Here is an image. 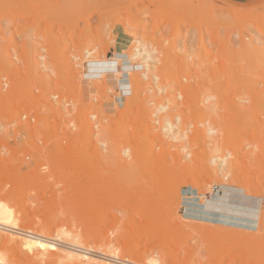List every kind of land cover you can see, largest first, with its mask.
I'll return each mask as SVG.
<instances>
[{"label": "rangeland", "instance_id": "obj_1", "mask_svg": "<svg viewBox=\"0 0 264 264\" xmlns=\"http://www.w3.org/2000/svg\"><path fill=\"white\" fill-rule=\"evenodd\" d=\"M120 53L127 97L84 76ZM187 190L264 210V0H0L7 227L93 264H264V222L185 225ZM61 260L0 242V264Z\"/></svg>", "mask_w": 264, "mask_h": 264}, {"label": "bare ground", "instance_id": "obj_2", "mask_svg": "<svg viewBox=\"0 0 264 264\" xmlns=\"http://www.w3.org/2000/svg\"><path fill=\"white\" fill-rule=\"evenodd\" d=\"M237 19L240 20V18H237ZM251 20H253V19H251ZM247 21H250V20H247ZM257 22H258V20H257ZM139 52H141V51H139ZM91 54L92 53L90 51L87 52V57L89 58V56ZM141 54H142V52H141ZM87 64H88V70L84 73V76L86 77V79H89L91 81L92 80L97 81V80L104 79L108 72H111L115 75H119V78L117 81V83H118L117 85L119 87L118 91H120V93L126 97L128 95H131V93H132V91H131L132 83H131V79H130V74L132 72L138 70L139 68H141V65L130 63L128 56L126 54H121V53L118 54V58H115V59H111V60H109V59L108 60H89V62ZM231 120H233V119H231ZM181 201H184V203L186 204V211H187L186 218L184 219L185 223H183V224L189 225L193 219H199L202 221V224L200 226H203L204 229H202L201 227H199V228H201L204 231H205V228L209 229L210 226L208 223H223V224H227V225H230L233 227L250 230V229L257 228L260 222L261 223L264 222V210L262 212L260 208L259 209H252V210H250L251 209L250 208L249 212H246V210H245V212L248 213V216L243 215L241 210H238V212H236L234 214L233 208L224 202H219V204L216 205L213 203V201L211 199H206L204 201L198 200V195L196 194L195 190H187V191L183 192L182 197L179 198V203H181ZM252 202L256 203V201H252ZM254 208H256V207H254ZM213 210L214 211L217 210L218 213H216L214 215L211 212ZM233 214H234V216H232ZM260 216H262V217H260ZM8 220L11 222V220L9 218L0 217V242L11 241V242H15V243L19 242L20 244H23V245H38L39 250L42 253H44V254L50 253L51 255H56L62 260L67 259V260H69V264H70V262H74V263L77 262V264H79L83 261L82 260L83 258L85 260L87 259L88 264H93V261L89 260L90 257L87 256V254H89L88 252L90 251L89 249H91V248H88L86 246L81 247L80 245L74 244L76 246H79L80 248L86 249L87 251L89 250L88 252H85V254H84L83 253L84 251H82V249H80L79 247L77 248L75 246H67V245L56 246L55 244H54L55 246H53V245L50 246L46 242L39 240L38 233H35V234H37L38 237L36 235L35 236L31 235V233H32L31 231H34V230L30 231V229H28V230L22 229V232L23 231L26 232V233H24V232L22 233L19 230L21 228H18V231H20V232L15 230V229H17L16 227L14 229L10 228L11 226L7 225V224H9ZM7 221H8V223L6 224ZM244 221H246V224L244 223ZM7 226H10V227H7ZM2 230H4L5 232L4 231L2 232ZM198 231H200V230H198ZM28 232H31V233L28 234ZM64 232H67V230ZM205 232H207V231H205ZM246 234H248V233L246 232ZM67 239H70V237ZM85 239H86V237H85ZM44 241H45V239H44ZM46 241H48V240H46ZM89 241H90V238H89ZM84 244H86V243H84ZM87 245L89 246L88 243H87ZM108 245H109V243L106 245V247ZM112 246H114V245H112ZM53 248H55L56 250L55 251L52 250ZM112 251H115V250H112ZM116 253H117V251H116ZM111 257L112 258L106 259L107 261L110 262V264H112V263L113 264H122L123 263L121 261H120L121 263L118 262L115 258H113V256H111ZM98 259L99 258H97V260ZM102 259H103V257H102ZM102 259H100L98 261H101ZM107 261L104 262V264H106ZM100 264H102V263H100Z\"/></svg>", "mask_w": 264, "mask_h": 264}, {"label": "crops", "instance_id": "obj_3", "mask_svg": "<svg viewBox=\"0 0 264 264\" xmlns=\"http://www.w3.org/2000/svg\"><path fill=\"white\" fill-rule=\"evenodd\" d=\"M228 1H231V2L236 3V4H241V3H245V2H248V1H251V0H228ZM107 74H111V72H108ZM121 100H122L121 98H120V99L118 98L117 102L120 103ZM211 212H212L214 215H215L216 213H218L217 210H215V211L213 210V211H211ZM212 213H211V214H212ZM213 214H212V215H213Z\"/></svg>", "mask_w": 264, "mask_h": 264}]
</instances>
